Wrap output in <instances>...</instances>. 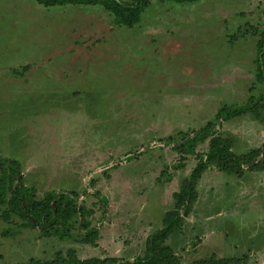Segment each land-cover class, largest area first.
Returning a JSON list of instances; mask_svg holds the SVG:
<instances>
[{"label": "rangeland", "instance_id": "rangeland-1", "mask_svg": "<svg viewBox=\"0 0 264 264\" xmlns=\"http://www.w3.org/2000/svg\"><path fill=\"white\" fill-rule=\"evenodd\" d=\"M262 31L264 0H152L134 27L116 25L102 6L0 0V155L21 162L39 198L78 192L93 210L90 227L100 230L89 244L79 221L72 237L59 239L0 216V264L52 260L69 249L80 258L143 255L197 163L174 150L182 133L225 104L260 96ZM218 131L237 154L260 148L264 110ZM170 135L176 141L166 143ZM197 190L168 240L181 264L211 255L264 264V170L245 166L239 176L210 167Z\"/></svg>", "mask_w": 264, "mask_h": 264}, {"label": "trees", "instance_id": "trees-1", "mask_svg": "<svg viewBox=\"0 0 264 264\" xmlns=\"http://www.w3.org/2000/svg\"><path fill=\"white\" fill-rule=\"evenodd\" d=\"M183 2L191 0H159ZM45 7L71 5L102 6L113 15V22L119 26L134 27L140 23L142 12L150 5L152 0H37ZM257 42V72L256 77L263 85L259 97H250L241 105H223L213 120L194 131L193 134L182 133L180 139L174 144V150L181 155V160L195 155L197 163L191 173L186 176L180 189L173 193L174 207L165 213L161 227L152 231L146 239L143 255L131 259L118 257H90L80 258L75 250L69 249L67 253H59L52 260L30 258L28 261L16 264H181L179 255L168 243L172 235L183 225L185 218L190 214L198 198L197 185L203 173L210 167H216L228 174L243 175L245 166L248 169L264 170V144L243 154L232 150L230 139L218 131L223 121L254 113L259 115L264 110V31L260 33ZM166 143L176 141L170 135ZM207 143L205 152H198L200 144ZM176 165L185 166L183 163ZM96 195L106 208L108 199ZM93 213L79 202V193L75 191H48L42 198L37 196L36 189L26 185L23 178L22 164L15 158L0 155V216L10 222L12 219L21 220V225L28 228H39L44 237H57L59 239L73 236L76 222L86 229L81 236L84 243L95 244L99 238L100 230L96 226L90 227L88 216ZM80 218V219H79ZM244 256L216 257L211 255L200 258L189 264H245Z\"/></svg>", "mask_w": 264, "mask_h": 264}]
</instances>
